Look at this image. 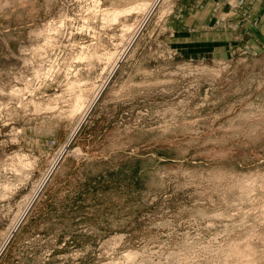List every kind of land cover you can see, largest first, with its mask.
I'll return each mask as SVG.
<instances>
[{"label":"rangeland","instance_id":"374dc122","mask_svg":"<svg viewBox=\"0 0 264 264\" xmlns=\"http://www.w3.org/2000/svg\"><path fill=\"white\" fill-rule=\"evenodd\" d=\"M94 1L0 0V264H264V0Z\"/></svg>","mask_w":264,"mask_h":264},{"label":"bare ground","instance_id":"6f19581e","mask_svg":"<svg viewBox=\"0 0 264 264\" xmlns=\"http://www.w3.org/2000/svg\"><path fill=\"white\" fill-rule=\"evenodd\" d=\"M97 1V0H96ZM96 1H94V2H96ZM153 1L154 0H151V1H146V2H138V3H135L134 5H132V6H130L129 8H127V9H125V10H120V9H113V8H111V9H104L103 8V10H102V13H101V15H103V17H102V19H105V21H107V20H116L117 18H118V16L119 15H121L123 12H132V11H134V10H136V11H142V10H146V11H148L150 8H151V5H152V3H153ZM93 2V3H94ZM97 2H99V1H97ZM96 2V3H97ZM155 2V1H154ZM158 3V2H157ZM154 4H156V3H154ZM94 5H95V3H94ZM99 5V4H98ZM153 6V5H152ZM155 6V5H154ZM95 7H99V6H95ZM153 8V7H152ZM94 10V9H93ZM98 10H101V9H98ZM145 11V12H146ZM93 12V11H92ZM144 12V13H145ZM94 14V13H93ZM148 14V13H147ZM87 21V20H86ZM52 22V21H51ZM62 22V21H61ZM53 23V22H52ZM142 23V22H141ZM49 26H50V24H49ZM48 26V28H50ZM51 28H52V26H51ZM54 29H55V27H54ZM54 29H50V30H54ZM49 30V31H50ZM56 30V29H55ZM54 30V31H55ZM48 31V32H49ZM57 31V30H56ZM50 34V33H49ZM51 37V36H50ZM47 38H48V36H47ZM46 38V39H47ZM45 39V38H44ZM43 39V40H44ZM44 40L43 42L45 43V42H47L48 43V41L50 42V39L49 40ZM132 39H133V37H132ZM52 40V39H51ZM43 43V44H44ZM48 44H51V43H48ZM42 45V44H41ZM41 45H40V47H41ZM53 45V44H52ZM39 46V45H38ZM45 46H46V44H45ZM51 46V45H50ZM40 47H36L38 50L40 49ZM44 47V46H43ZM49 47V46H48ZM81 47V46H80ZM88 47V46H87ZM46 48V47H45ZM43 49V48H42ZM42 49H40V50H42ZM83 49V48H82ZM81 49V50H82ZM86 49V48H85ZM87 49H89V51H91L90 50V48H87ZM44 50V49H43ZM126 50V49H125ZM125 50H124V52H125ZM45 51V50H44ZM80 51V50H79ZM85 51V50H84ZM88 51V50H87ZM94 50H92V53H89V54H87V53H85V52H83V51H80L79 52V57L78 58H80V60H81V58H88V59H91L92 57H94V56H97V52H93ZM37 53H39V51H37ZM42 53V52H41ZM110 54V53H109ZM109 54H108V56H109ZM40 55H42V54H40ZM99 55V54H98ZM106 55H107V53H106ZM113 56H115V55H113ZM113 56H111V57H113ZM76 57H77V55H76ZM91 57V58H90ZM111 57H109V58H111ZM119 56H118V53H117V57L116 58H114L115 59V61L116 60H118L119 58H118ZM104 58V57H103ZM120 58H121V56H120ZM77 59V58H76ZM106 59L107 60H109L108 59V57L106 56ZM83 60V59H82ZM87 60V59H86ZM111 60H112V58H111ZM85 61V60H84ZM75 84V80L74 81H70V83H69V87L71 86V87H73V86H75L74 85ZM95 88V87H94ZM13 92H15V91H13ZM97 93V92H96ZM96 93H95V95H96ZM94 95V96H95ZM94 99V98H93ZM84 99H83V95L81 94V93H78V94H76L75 96H74V101H73V111L75 112H77L78 114H80V115H82L86 110H87V104H84L85 102L83 101ZM87 102V101H86ZM92 103V102H91ZM38 190V187H36L35 188V190H34V194L36 193V191ZM24 210L25 209H23V211L21 212L20 211V213L16 216V218L14 219V221L11 223V225H10V228H9V232L10 231H12L14 228H15V226H16V224H17V222L18 221H20V219H21V215H22V213L24 212Z\"/></svg>","mask_w":264,"mask_h":264}]
</instances>
